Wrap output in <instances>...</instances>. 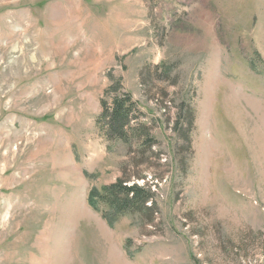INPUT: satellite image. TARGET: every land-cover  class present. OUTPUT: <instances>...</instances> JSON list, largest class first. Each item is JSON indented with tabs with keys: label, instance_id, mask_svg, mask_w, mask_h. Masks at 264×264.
Returning a JSON list of instances; mask_svg holds the SVG:
<instances>
[{
	"label": "rangeland",
	"instance_id": "1",
	"mask_svg": "<svg viewBox=\"0 0 264 264\" xmlns=\"http://www.w3.org/2000/svg\"><path fill=\"white\" fill-rule=\"evenodd\" d=\"M0 264H264V0H0Z\"/></svg>",
	"mask_w": 264,
	"mask_h": 264
},
{
	"label": "trees",
	"instance_id": "2",
	"mask_svg": "<svg viewBox=\"0 0 264 264\" xmlns=\"http://www.w3.org/2000/svg\"><path fill=\"white\" fill-rule=\"evenodd\" d=\"M135 104L129 96L115 94L111 102L102 101V113L99 121L103 123L108 136L123 137L134 117ZM107 206L118 215H126L135 210H143L151 216L155 213L152 192L147 185H132L120 179L115 184L106 186L102 191H92L91 206L99 210L98 204Z\"/></svg>",
	"mask_w": 264,
	"mask_h": 264
}]
</instances>
